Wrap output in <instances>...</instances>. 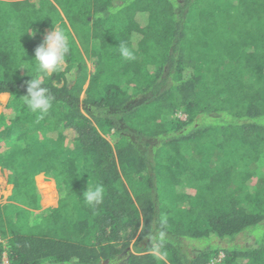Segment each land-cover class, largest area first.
I'll list each match as a JSON object with an SVG mask.
<instances>
[{
	"label": "trees",
	"instance_id": "1",
	"mask_svg": "<svg viewBox=\"0 0 264 264\" xmlns=\"http://www.w3.org/2000/svg\"><path fill=\"white\" fill-rule=\"evenodd\" d=\"M38 1L0 2V264H264V0ZM56 26L70 52L41 76ZM45 183L57 206L32 212Z\"/></svg>",
	"mask_w": 264,
	"mask_h": 264
},
{
	"label": "clouds",
	"instance_id": "2",
	"mask_svg": "<svg viewBox=\"0 0 264 264\" xmlns=\"http://www.w3.org/2000/svg\"><path fill=\"white\" fill-rule=\"evenodd\" d=\"M35 35V32L31 33V36ZM118 48L122 59H135L133 51L126 44H119ZM69 52L70 43L67 34L59 28L52 27L34 49V57L29 61L35 63L41 76H46L62 69ZM41 76H31L32 78L26 82V93L21 97L31 112L38 115V119H43L52 108V97L48 95V89L42 86ZM82 195L87 205H99L104 199V188L102 185L87 187Z\"/></svg>",
	"mask_w": 264,
	"mask_h": 264
},
{
	"label": "rangeland",
	"instance_id": "3",
	"mask_svg": "<svg viewBox=\"0 0 264 264\" xmlns=\"http://www.w3.org/2000/svg\"><path fill=\"white\" fill-rule=\"evenodd\" d=\"M16 1H19V0H0V2H4V3H12V2H16ZM20 1H22V0H20ZM28 1H30V2H35V5H36V7L35 8H38V6H39V2L40 1H38V0H28ZM52 1V3H53V0H51ZM53 4H55V3H53ZM46 5V4H45ZM44 5V6H45ZM61 16L63 17V15H62V13H61ZM3 26V25H2ZM3 28V27H2ZM55 28H58V26H56ZM50 30H48V29H45V30H43V33L40 35L41 36V38L43 39V36L45 35V34H47L48 32H49ZM1 32H3V29H2V31ZM4 34V33H3ZM94 60H95V58H92L91 56H89V57H86V66H87V69H88V72H93V70H94V64H93V62H94ZM86 87H87V81L85 82V85H84V88H83V92H82V94L80 95V99L82 100L83 99V97H84V91H85V89H86ZM174 118H178V119H180V120H184L185 119V117H184V115H181V114H177L176 116H171L170 117V119H174ZM104 138L112 145V140H111V138H110V136L109 135H104ZM8 188L9 187H5V189L4 190H2V188H0V204H7V202L9 201V200H7L8 198H6L8 195H9V190H8ZM51 191V192H50ZM50 192V193H49ZM47 193V194H46ZM41 197H42V201H41V206H40V210L39 211H41V210H45V209H47V208H50V207H52V208H54V207H56L57 205V201H56V199H57V195H56V192L54 191V189L52 188H44V189H42V191H41ZM6 198V199H5ZM44 205V206H43ZM222 257V255H219L218 257H217V259L214 261V262H212L211 264H215V263H218L219 262V259Z\"/></svg>",
	"mask_w": 264,
	"mask_h": 264
},
{
	"label": "crops",
	"instance_id": "4",
	"mask_svg": "<svg viewBox=\"0 0 264 264\" xmlns=\"http://www.w3.org/2000/svg\"><path fill=\"white\" fill-rule=\"evenodd\" d=\"M5 98H1V96H0V110H1V108H2V106H4V104L6 103V101H7V99H8V96H4ZM40 184V183H39ZM45 185H46V187H43V186H39V188H38V190H39V195H40V197H39V208H40V206L42 205L41 204V201H42V195H41V191H42V189H48V188H53L54 189V191L56 192V195H57V199H56V201L58 202V192H57V188H56V186L53 184H46L45 183ZM5 187H9L8 188V190H9V195L6 197V198H8L7 200H9L8 202H7V204L8 203H12V204H14V202H12L11 201V196H12V189H13V187H12V185H10L9 183H8V174H7V171L5 170V169H0V188H2V190H4L5 189ZM51 192V191H50ZM49 192V193H50ZM47 194V193H46ZM5 198V199H6ZM0 205H3V204H0ZM5 205V204H4ZM16 205H18V206H21V205H19V204H16ZM57 205V204H56ZM44 206V205H43ZM38 208V210H31L32 212H40L39 209ZM50 208H52V207H50ZM48 209V208H47ZM46 210V209H45ZM41 211H44V210H41Z\"/></svg>",
	"mask_w": 264,
	"mask_h": 264
},
{
	"label": "built area",
	"instance_id": "5",
	"mask_svg": "<svg viewBox=\"0 0 264 264\" xmlns=\"http://www.w3.org/2000/svg\"><path fill=\"white\" fill-rule=\"evenodd\" d=\"M3 264H7V261H6V260H4V261H3Z\"/></svg>",
	"mask_w": 264,
	"mask_h": 264
}]
</instances>
